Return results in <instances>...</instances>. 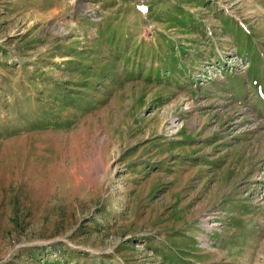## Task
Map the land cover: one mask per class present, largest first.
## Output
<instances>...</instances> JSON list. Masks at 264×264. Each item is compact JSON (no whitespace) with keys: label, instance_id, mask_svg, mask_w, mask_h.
Returning a JSON list of instances; mask_svg holds the SVG:
<instances>
[{"label":"rangeland","instance_id":"obj_1","mask_svg":"<svg viewBox=\"0 0 264 264\" xmlns=\"http://www.w3.org/2000/svg\"><path fill=\"white\" fill-rule=\"evenodd\" d=\"M0 264H264V0H0Z\"/></svg>","mask_w":264,"mask_h":264}]
</instances>
